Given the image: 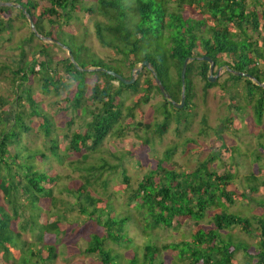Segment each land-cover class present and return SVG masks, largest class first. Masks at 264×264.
I'll return each mask as SVG.
<instances>
[{
	"label": "trees",
	"instance_id": "trees-1",
	"mask_svg": "<svg viewBox=\"0 0 264 264\" xmlns=\"http://www.w3.org/2000/svg\"><path fill=\"white\" fill-rule=\"evenodd\" d=\"M89 2L93 3L87 5ZM2 3L17 4L23 9L2 6ZM78 12L104 19V22L95 19L94 28L100 45L112 53L109 63L91 55L89 48L83 45L84 36L80 38L72 32L82 26L86 35L85 25L76 16ZM26 14L32 19L38 36L30 29ZM16 20L24 21L30 32L17 47L20 53L13 67H0V79H9L13 88V99L0 96V264H63L58 260V243L70 225L73 224V230L78 228L77 221L69 223L65 217L64 201L53 195L59 175L49 167L34 169L30 161L37 152L24 157L18 149L15 152L9 149L19 144L21 134L31 131L27 121L34 118L38 119L39 130L49 137L52 122L30 88L37 76L42 92L53 93L58 98L56 104L60 111L66 114L72 109L84 119L91 118L83 123L82 131L77 129L69 134L66 146L70 154L83 158L97 152L109 134L123 137L130 131L134 111L148 104L153 93L161 94L155 77L169 99L179 103L180 73L185 59L190 61L185 75L184 105L175 109L161 94L162 121L155 127L158 138H162L173 123L184 125L183 129L189 125L196 98L192 79L194 66L203 82L204 94L209 88L220 85L221 89L237 95L242 82L243 97L254 116L252 123L254 120L258 123L253 125L260 126L263 121L264 88L230 70L249 74L264 83V0H0V37L5 32L8 40H12ZM39 36L55 41L60 36L67 37L65 46L81 68H114V72L126 79L131 74L124 73V68L130 73L146 61L152 69L144 68L147 77L142 85L139 77L132 85H124L105 73L79 72L66 52L64 57L56 58L51 47L57 45L43 42ZM205 56L214 63L213 75L219 69L224 70L227 78L222 84L208 82L209 63L201 59ZM144 71L139 76L144 75ZM127 92L135 97L132 107L124 108ZM244 108L237 106L238 110ZM201 121L206 126L207 120ZM232 121L227 123L230 125ZM68 125L71 126L72 121ZM136 127L143 128L144 133L150 129L149 125L141 123ZM205 132L204 128L202 133ZM177 134H181L179 130ZM138 138L137 145H128L125 154L136 157L142 164L141 157L151 151L152 142L147 136ZM258 138L264 139V134H259ZM185 146L186 152L195 153L196 147L202 144L187 139ZM51 150L53 156L59 157L55 141ZM174 150L175 146L170 147L163 156L152 159L150 170L137 181L127 199L139 212L145 230L194 225L190 240L161 246L149 240L142 245L141 258L136 248L128 264H166L162 255L167 250L181 264H264V141H259L250 153L255 172L244 177L242 191L235 186L237 177L231 167L224 173L212 169L217 159L227 168L226 159L234 160L233 153L240 152L236 145L222 139L219 151L209 154L191 171L182 170L173 161ZM39 154L42 159L46 158L44 153ZM106 165L104 161L98 169L104 170ZM108 168L117 170V166ZM121 173L123 186L128 187L126 169ZM74 184L73 189L65 191L74 198L82 227L90 225L92 231L85 247L78 251L92 264H117L119 255L107 242L128 244L131 240L126 228L132 217L115 215L107 199L94 197L87 191L88 181L84 184L79 180ZM239 200L255 203L250 217L227 211L228 206ZM208 211H212L210 224L203 227L200 222ZM234 228H239L249 238H258V242L250 245L244 240L234 241L227 233ZM26 233L33 236V241L27 240ZM239 254H242L241 260L237 257Z\"/></svg>",
	"mask_w": 264,
	"mask_h": 264
},
{
	"label": "rangeland",
	"instance_id": "rangeland-1",
	"mask_svg": "<svg viewBox=\"0 0 264 264\" xmlns=\"http://www.w3.org/2000/svg\"><path fill=\"white\" fill-rule=\"evenodd\" d=\"M92 3L89 2L87 5H91ZM76 16L85 25L86 35H83L82 26H77L72 32L77 33L76 35L80 38L84 36L83 45L89 48L91 55L93 54L103 59L105 63H109L110 59L113 58L112 53L109 49L100 45L96 38L94 28L95 19L102 22H104V19L102 17L91 18L81 12H78ZM13 26L15 28L12 32L11 41L8 40L9 36L5 32L0 37V67H13L14 61L20 53L17 47L20 42L29 37V26L24 21L16 20ZM56 42L57 44L55 45L58 48L51 47V49L52 54L59 59L65 55L66 50L62 46L67 44L68 39L65 36H60ZM109 68L111 69L112 67ZM194 68L192 79L196 90V98L194 100L195 108L192 114H190L189 125L186 129H183L185 127L184 125L173 123L162 138H158L155 135V127L162 121L159 110H162L161 104L163 98L161 94L153 93L148 104H142L140 105V111H134L132 127L130 131L126 132L125 136L117 137L109 134L99 150L86 154V158L74 155L73 153L70 154L66 151V146L70 139L69 134L77 129L82 131L83 123L89 121L91 118L88 116L84 119L79 116L78 112L72 109L64 114L56 104L58 98L53 93L45 94L42 92L41 82L38 80L39 76L31 82L30 88L32 95L40 103V108L52 122L50 134L49 137H46L44 132L38 128V119H31L27 121L30 122L31 131L21 134L19 144H13L9 149L12 152L19 150V153L24 157L37 152L34 159L30 161L34 165V169L45 170L49 167L59 175V180L56 186L53 187V195L64 201V207L67 208L65 217H67L68 222H78L77 230H73V224L70 225L64 231L65 234L58 243V260L60 262L63 264H92L90 259L86 260V257L78 251L79 248L82 247L83 249L85 247L89 235L92 234L90 225L84 228L82 227L83 222L78 220V207L74 206V198L65 191V189H73L76 181L80 180L84 184L88 181L87 191L91 192L94 197L107 199L110 209L115 215L132 217V221L126 228L127 237L131 241L128 244L123 243L121 245L107 242L108 247L113 248L114 252L119 255L117 264H128V258L136 248L138 257L141 258L144 254L142 245L149 240L159 246L168 243L181 244V242L190 240L191 232L195 227L194 225L184 224L177 229L145 230L142 227L144 223L139 212L133 206V203H130L127 199L131 189L136 188L137 181L150 170L149 163L153 161L152 159L163 156V152L166 149L175 146L176 150H174L175 156L173 161L182 170L191 171L199 162L206 159L209 154L219 151L222 139L236 145L239 147L240 152L239 154L233 153L234 160L230 157L226 159L225 163L227 168H225L221 160L217 159L214 161L212 169L217 170L218 173H224L231 167L237 177L235 180L236 188L240 191L243 190L242 185L245 183L244 177H247L250 172H255L253 156L250 153L257 148L259 141H264L263 138H258L259 134H264V118L260 126L253 125L257 121L254 120V123H252L254 116L251 106L247 104V101L243 97L242 91L244 86L242 82L237 95L232 94V92L226 89H221L220 85L209 88L206 94H204L202 90L203 82L196 74V66ZM112 69L111 71L116 70L114 68ZM123 72L129 75L133 74V71L129 73L125 68ZM142 73L144 75L138 76L141 85L144 78L147 77V72L144 71ZM172 74L174 75L173 71ZM226 78L227 75L225 73L222 74L221 70L216 81L222 84ZM12 91L13 88L9 79L3 81L0 79V96L6 99H13ZM134 97L135 95L131 92L124 93V108L132 107ZM237 106H243L245 108L238 110ZM25 108H27L26 103ZM169 108L171 109L170 106ZM123 113L126 115L127 110L124 109ZM203 118L207 120L206 126L201 121ZM231 119L233 121L229 125L227 122ZM69 121H72L71 126L68 125ZM126 122H128V119L125 120ZM139 123L149 125L150 129L144 133L143 128L136 127ZM204 128L206 132L202 133ZM177 130L180 131V135L177 134ZM142 136H147L152 143L151 151L141 157L142 164H139L136 157L126 155L125 151L128 145H137L138 137ZM187 139L196 140L202 146L196 147L197 150L195 153H188L185 151V141ZM53 141L57 143L56 152L60 158L52 155L51 145ZM41 152L46 155V158H41L39 154ZM59 159H61V162H59ZM104 161L107 163L106 169H98L104 164ZM109 166H117V170H110L108 168ZM93 167H97V169L91 170L90 168ZM123 169H126L127 175L129 176L128 187L123 186L121 173ZM104 183H106V188H103ZM255 207V203H247L246 201L239 200L234 205L228 206L227 211L250 217L255 211ZM211 217L212 211H208L205 218L201 220L200 225L208 227ZM227 233L233 237L234 241L244 240L250 245H255L258 242V238L247 237L239 228H234ZM26 238L29 241H33V236L30 233H26ZM68 246H71L70 249H68ZM241 255L239 254L237 256L239 260H241ZM162 258L163 260L165 259L166 264H181L168 250L163 253Z\"/></svg>",
	"mask_w": 264,
	"mask_h": 264
},
{
	"label": "water",
	"instance_id": "water-1",
	"mask_svg": "<svg viewBox=\"0 0 264 264\" xmlns=\"http://www.w3.org/2000/svg\"><path fill=\"white\" fill-rule=\"evenodd\" d=\"M1 5L2 6H10V7H13V8L23 9L22 6L17 5V4L2 3ZM26 16H27V19H28V22H29L30 29L35 32V30H34V24L32 22V19L27 14H26ZM35 35L38 36V34H36V32H35ZM40 38L42 40L49 41L50 43L57 44V42L55 40H51L50 38H44V37H40ZM62 47H63V49L66 50L67 55H68L70 61L72 62V64L74 65V67L79 72H85V73H89V72H99L100 73L101 72V73H105L107 75H110V76L114 77L115 79H117L118 81H120L124 85H132L136 81V78L140 75L141 71L144 68H146V69H152V65H149L148 62L144 61L143 63L139 64L136 69L133 70V74L131 75V77L129 79H126L122 75H120V74H118V73H116L114 71H111V70H106V69H104L102 67H99V68H81L80 66H78V64L76 63V61L73 59V57H72V55L70 53L69 48L68 47H65V46H62ZM201 59L203 61H206L207 63H209L208 82L209 83H215L220 70L215 75H213L214 63L212 62V60L209 57H206V56L205 57H202ZM189 61H190V59H185L184 60L183 65H182V69H181V73H180V78H181V98H180V102L179 103H175L174 101H172V100L169 99V95L165 92V89H164L163 85L155 77V82H156V84H157V86L159 88L160 93L162 94V96L168 102H170L173 105V107L175 109H181L183 107V105H184V102H185V75H186V70H187V64L189 63ZM230 72L232 74L237 75V76L246 77V78L250 79L251 81L255 82L257 85H259L262 88H264V83L257 82L249 74L234 72L232 70H230ZM152 73L154 75V72H152Z\"/></svg>",
	"mask_w": 264,
	"mask_h": 264
},
{
	"label": "flooded vegetation",
	"instance_id": "flooded-vegetation-1",
	"mask_svg": "<svg viewBox=\"0 0 264 264\" xmlns=\"http://www.w3.org/2000/svg\"><path fill=\"white\" fill-rule=\"evenodd\" d=\"M219 70H220V71L222 70V74H224V73H225L223 69H219ZM219 70H218V71H219ZM218 71H217V72H218ZM220 71H219V72H220ZM217 72H216V73H217Z\"/></svg>",
	"mask_w": 264,
	"mask_h": 264
}]
</instances>
